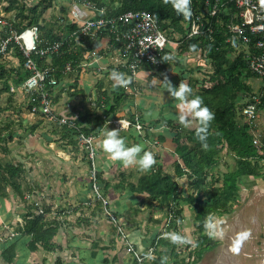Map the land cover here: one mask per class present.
<instances>
[{
    "label": "rangeland",
    "instance_id": "374dc122",
    "mask_svg": "<svg viewBox=\"0 0 264 264\" xmlns=\"http://www.w3.org/2000/svg\"><path fill=\"white\" fill-rule=\"evenodd\" d=\"M17 1L26 5V13H29L33 7H37L39 11L45 13L47 20L52 22L57 16L66 14L65 8L68 10L69 5L75 0H53L52 3L55 2V5L52 7V4L46 12L44 4L41 3L42 0ZM9 4L10 0H0V39L6 34L8 19L4 16V6ZM38 4H40L39 7ZM13 13L14 11L10 15ZM101 46L102 48L98 50L100 61L84 68L76 66L73 71L64 73L59 78V85L53 89V99L56 104H61L57 106L56 110L60 111L58 113L85 117L90 120V126H97L96 116L102 110L99 108L106 103L102 97L104 95L102 88L105 87L102 75L105 73L109 75L113 70L119 71L110 59V56H113L106 50V44ZM241 50L242 48H233L226 53L225 60L221 59L222 66L228 68L239 54L245 55ZM185 52L178 48L175 58L168 63L169 69L162 68L164 66L155 69L151 80L146 82L149 86L147 90L146 88L143 90L146 84L139 85L137 91L133 88V92L128 91L129 93L126 88L110 86L111 90L119 94L124 92L120 94L122 106H125V102L133 104L139 102L138 104L141 105L143 91L146 92L143 94L148 95L145 104L165 101L163 109L169 103L176 105V102L173 103V98L164 92L166 90L164 87L158 90L162 86L160 80H163V78H155L159 73L168 74L174 86L175 83L179 85L182 80L195 91L198 80L201 81L202 77L207 76L209 70L213 73L217 68L216 65H211L212 59L209 60L202 53ZM12 57L13 59H0V65L5 64L6 67L3 76L0 73L2 91L0 125L4 129L3 133H6L5 143L10 148L6 152L0 150V161L23 166V171L17 177V180L21 182L22 192L13 190L10 183L5 182L6 186L3 180L0 181L2 191L11 203L4 206L0 202V227L3 225H1L3 217L9 219L12 216L15 223L25 226L29 214L36 210L40 213V207H43L44 221H56L59 229L52 239L54 246L48 249L41 244H37L34 249L31 244V235L23 231L21 236L9 246L5 255L3 253L0 264H137L136 252L146 256L144 264H155L157 260L162 261L163 257L177 264H264V159L259 160L263 166L258 163L262 176L241 177V181L238 182L239 198L231 203L228 209L210 214L224 221L222 227L225 235L222 240L215 239L217 243L213 247H207L199 252L200 229L195 220L196 212L188 199L192 197L194 202H198V194L207 198L206 191H214L215 188L222 187L225 173L236 168L235 154L227 146L222 148L216 166L210 170L206 183L207 190L200 191L190 184L188 176L179 177L175 172V160L178 156L175 153L173 135L182 131L181 141H184L182 133L186 131V128L169 126L168 120L159 118L164 124L159 128L152 127L151 134H144L141 138H135L129 132H123L120 135L126 138L129 146L142 144L146 151L154 154L156 164L153 168L161 165L165 173L174 175L180 182L182 196L177 203L173 202L163 209H160L158 205L150 206L146 193L131 194L128 190L130 185L138 186L139 178L151 170L140 171L136 166L125 168L120 162H113L100 149V169L104 171V177L107 179L105 180L107 193L113 203L112 208L122 220L121 224H114L93 195L90 187L92 173L90 162L75 132H67L71 129L47 117L33 116L26 105L27 99L24 98V94L19 90H11V86H18L20 77L25 75L23 62L16 59L15 55ZM0 72H2L1 68ZM239 79L241 83L249 84L251 91L245 93L243 88H236L233 92L232 96L235 101H238L236 106L238 111L243 101H247L252 95H260L264 92L263 78L256 75L248 77L247 71L241 69ZM139 82L137 81V86ZM8 85L9 91L6 88ZM110 87L106 85V88ZM158 91H161V94ZM112 100L115 101V99ZM68 105H71L70 108ZM168 107L162 110L163 113L160 112V117L161 114L164 118L178 115V111L171 114L172 112L167 110ZM152 111L154 112L150 110ZM153 112L152 115H158V112ZM138 114L141 115V112ZM236 115L238 122L243 123V117L240 114ZM154 117L153 119H158L157 116ZM171 120L178 123L177 119ZM10 130L17 132L11 139L8 138L7 133ZM258 130H261L259 131L260 140L263 142V110L260 113L259 124L252 132ZM162 137H164L163 140ZM262 147L260 153H263ZM173 208L180 209L175 217L170 214ZM8 210L11 211L9 217L6 213ZM243 230H250L252 235L245 242L240 254L235 255L229 250L231 241L238 232ZM168 232L188 236L196 242L197 246L173 245L164 238V234ZM149 254L152 258H149Z\"/></svg>",
    "mask_w": 264,
    "mask_h": 264
},
{
    "label": "trees",
    "instance_id": "16d2710c",
    "mask_svg": "<svg viewBox=\"0 0 264 264\" xmlns=\"http://www.w3.org/2000/svg\"><path fill=\"white\" fill-rule=\"evenodd\" d=\"M88 1H92L99 7H105L106 15L119 14L131 9H146L154 17H156L163 29L167 30L169 34H176L179 36L180 43L178 44L177 49L179 48L180 51L185 50L186 52L190 53L201 52L207 58L212 59L211 65L213 64L214 66H217L213 73L211 70H209L207 76L202 77L201 81L200 79L198 80V82L196 83L197 89L193 91V96L202 97L204 105L214 113L215 118L208 130V149H203L201 143L196 139L195 127L186 128V131L182 133L184 141H181L182 131L176 132L175 135H173V141L175 142V153L180 160H175V172L179 177H183L184 175L188 176L190 179V184L200 191L207 190L206 183L210 174V170L216 166L222 148L227 146L232 150L237 159L235 170L225 173L222 187L215 188L214 191H206V193L208 194L207 198H203L200 194H198V202H194L192 197L188 199V202L193 205V208L196 212L195 220L197 221L200 229V235L198 238L200 246L199 252L207 249V247H213L217 242L215 239H210L206 235L203 227L204 221L207 216H209L210 214H214V212L228 209L229 205L239 198L238 182L241 181V177L247 175H252L255 177L262 176L261 168L259 166V160L264 159V138L263 142L261 143V147L263 146V153H260L261 148L257 147L253 141L255 136L252 130L254 129V127L249 125L247 122L239 123L237 120L236 114H240V116L242 117V108L245 106L248 100L241 103L238 111L236 109L238 101H235L234 97L232 96L236 88H243L245 93L251 91V86L249 84L240 82L239 71L241 69L247 71L248 77H251L255 74H253L249 70L246 58L243 54H239L232 62L230 67L224 68L222 66L221 59L225 60L226 53L230 52L231 49H233V47L225 41V35L222 27L217 28L218 31L215 34V40L209 39L206 35L193 38L187 36V32L190 29L189 26L194 14L203 12L202 8L200 7L202 0H191L192 16L188 20H185L181 15H177L176 12L172 9L171 5H164L162 0H110L109 2L107 0ZM52 2L53 0H42L41 3L44 4V9H46L45 12L49 8H51L52 4V7L55 5V2ZM39 5L40 4H38V7ZM25 8L26 5L18 3L17 0H10V4L4 6L5 18L8 19L9 25L11 24L12 28L17 31H22L32 25H38L44 38L48 40H54L64 36V34H66V30H72L76 27L74 23H72L70 19L67 18L69 7L68 10L67 8H65V10L67 11L66 14L57 16V18L52 22L50 20H47V17L44 16L45 13L43 14L37 9V7H33L32 9H30L29 13H26ZM17 10L18 12L16 13ZM13 11L14 13L10 15ZM49 22H51L50 27ZM9 25H6V34H4V36L10 33ZM75 43L76 40L74 39L72 41V44H74L75 46ZM98 44V41L92 40L86 43L87 46L85 48L80 47V45H76V50L72 49L71 52H65L63 53V55L57 56L52 60L53 64H55V66H58V69L61 70L67 60L73 59L74 65L78 66L81 61L90 59L87 57L89 50L95 49L96 47H98ZM13 55L17 57L16 59L24 63L25 57L18 46L15 44V42H11L8 49L4 53H0V59H13ZM46 62L47 60L44 59L42 63L45 64ZM168 63H170V61H164V67L162 68H168ZM0 68L2 71L0 72L1 76H3V71L6 69L5 64L0 65ZM23 72L25 73V75L23 77H20V83L29 75V72L24 69ZM62 75L63 72L61 71L57 73V76L59 78ZM17 76H19L18 72ZM6 88L7 91H9V85ZM1 92L2 91L0 89V94ZM120 94H115V101H112V99L109 97L108 101L105 99L106 103L102 108L99 106V109L102 110L101 113H98V115L96 116V120L98 121L96 122L97 126H90V120L86 119L85 117L76 115L75 117L78 123L82 126L81 130L85 133H93L98 131L99 128L104 125V123H107L108 120L111 121L115 119L116 110L122 106V96ZM257 96H259L261 99L260 108L264 111V92L260 93V95L258 94ZM125 105L132 108L133 103L125 102ZM126 118L129 119L132 124L128 129H121L120 133H127L128 131L135 138H141L144 134H151L150 129L152 127L153 129L159 128L164 124L160 119L151 121L149 123L141 115L133 112H130L129 116ZM136 123L142 124L141 130L137 128ZM167 123L172 127H182L179 123L176 124L174 120H168ZM109 125L110 126L108 128H119L114 123H110ZM6 128H8L7 125ZM3 130V127L0 125V150L2 149L4 152H6L7 150H10V148L5 143L6 133H3ZM67 132H75V136L77 134V131L73 129L68 130ZM7 133L8 138L11 139L16 135L17 132L15 130H10ZM163 139L164 137H162V140ZM84 151L86 152L88 157L87 151L85 149ZM97 151V165L99 167L97 171V177L100 192L103 198L107 199L108 202L104 203L102 198H98V196L95 195V192L93 190V180L91 178L90 187L95 199H97V203L100 204V206L104 209L109 220L114 224L116 223L113 217L109 214V212H111L115 215V217L118 219V222L121 224L122 220L119 215H117L118 213L112 208L113 203L109 199L107 193V189L105 186V180L107 179H105L104 177V171L100 169V148H98V146ZM89 162L91 168L90 159ZM22 171V165H16L14 163H3L2 161H0V181L3 180L4 184L5 182H7L8 184L10 183L13 190L18 192H22L21 182L17 180V177ZM128 191L131 194H133V192L146 193L148 195V204L150 206L158 205L160 209H163L165 206H170L173 202L177 203L178 199L182 196L180 182L174 177L173 174L165 173L161 165H158L157 168H152L149 173L142 175L139 178V185H130V189ZM0 193H3L1 185ZM179 211L180 209L173 208L170 214L175 217L177 216L176 214L179 213ZM44 212V208L40 213H38L37 210L36 212H31L28 216L29 218L25 226L20 224L12 225L14 228H11L16 230L17 234L12 238L7 237L6 240H3L1 242L3 243V248L0 250V261L2 259L3 253L5 255L6 250L16 239L21 236L23 231L31 235V244L34 249L36 248L37 244H41L44 248L47 249L54 246L52 239L55 233L58 231L59 226L56 225V221L45 222ZM139 255L142 257V260L139 261L136 255V259L138 261L137 264H144L146 256L143 254L141 255L140 253ZM155 264H161V261L157 260ZM167 264L177 263L167 261Z\"/></svg>",
    "mask_w": 264,
    "mask_h": 264
},
{
    "label": "built area",
    "instance_id": "2783aa9c",
    "mask_svg": "<svg viewBox=\"0 0 264 264\" xmlns=\"http://www.w3.org/2000/svg\"><path fill=\"white\" fill-rule=\"evenodd\" d=\"M200 7L203 12L194 14L187 36L193 38L206 35L209 39L215 40L217 28L222 27L225 41L235 49L242 48L249 70L264 78V8H261L259 0H202ZM68 15V19L76 27L66 30L64 36L54 40L44 38L38 25L17 31L7 23L11 32L0 39V53H4L11 42H15L23 53L25 57L23 65L29 75L18 86H11V90H19L24 94L31 113L45 116L77 131L76 138L91 160L90 178L93 180L95 195L107 203V199L103 198L100 192L97 177L98 135L82 131V126L75 116L58 113L53 99V89L60 83L57 73L73 71L76 67L74 60H67L61 70L52 60L65 52H71L72 49L76 50V45L85 48L88 41L95 40L99 42L98 47L89 50L87 57L90 59L81 61L78 66L84 68L97 62L98 50L105 43L106 50L112 54L115 64L122 67L133 82H137L141 71L146 68L155 70L164 65L161 57L166 54L175 55L173 52L177 51L179 36L169 34L146 9H131L119 14L106 15L105 7H99L88 0H75L69 5ZM74 39L75 46L72 44ZM152 57L156 58L157 63L152 62ZM44 59L48 64L42 63ZM260 104V97L254 95L242 108L244 121L252 127L259 124ZM119 120L127 124L122 129H128L132 124L129 119L122 117L111 122L120 127ZM136 126L139 130L142 129L141 123H136ZM259 131L261 130L254 132L253 141L261 148ZM40 210L42 212L43 208L40 207ZM109 214L116 223H119L114 214L111 212ZM5 228H9L8 225H5ZM16 234L11 230L8 235L0 233V240L12 238ZM136 255L141 261L139 252H136Z\"/></svg>",
    "mask_w": 264,
    "mask_h": 264
},
{
    "label": "clouds",
    "instance_id": "9594fccd",
    "mask_svg": "<svg viewBox=\"0 0 264 264\" xmlns=\"http://www.w3.org/2000/svg\"><path fill=\"white\" fill-rule=\"evenodd\" d=\"M164 5H171L177 15L183 16L188 20L192 16L191 0H162ZM261 8H264V0H259ZM235 42L233 41V44ZM175 57L166 54L161 57V61H171ZM152 62L157 63L155 57H152ZM160 61V62H161ZM109 80L113 82V88H128L132 83L130 77L125 73L113 70L109 74ZM160 83L166 89L167 93L173 98L176 103L178 115L177 122L183 128H191L195 126L196 139L201 143L203 149H208L207 137L208 130L214 120V113L204 105L203 99L200 96H193L192 88L184 81H180L178 86H174L167 75ZM262 111V110H261ZM243 117V116H242ZM245 122V121H244ZM120 127L118 129L109 130L108 125L99 128L103 139L99 144V148L113 161L120 162L125 168L136 166L140 171L147 172L151 170L156 159L151 151H146L142 144H133L129 146L126 138L120 135L122 128L126 127L125 121L119 120ZM224 221L213 215L207 216L204 221V230L210 239H223L225 230L222 227ZM250 230L238 232L231 241L230 251L239 255L245 242L251 238ZM164 238L168 239L173 245H191L196 247L197 244L188 236L181 235L177 232H168L164 234ZM149 258H152L149 254ZM167 257H163L161 264H167Z\"/></svg>",
    "mask_w": 264,
    "mask_h": 264
},
{
    "label": "crops",
    "instance_id": "0c3cea01",
    "mask_svg": "<svg viewBox=\"0 0 264 264\" xmlns=\"http://www.w3.org/2000/svg\"><path fill=\"white\" fill-rule=\"evenodd\" d=\"M110 59L112 60V63H113V65H115L116 67H118L116 64H115V61H114V59H113V57H111L110 56ZM98 61H100V59H98ZM102 62V61H101ZM183 62V61H182ZM118 69H119V72H122V73H125L126 74V71L121 67H118ZM154 70H149V68H146V69H144L143 71H141L140 73H139V76H138V80L137 81H140L139 82V84H138V86H137V82H133L132 81V83L129 85V87L128 88H126V91L128 92V91H130V92H133L132 90H133V88H135V91H137V89H139V85H144V84H146V87H144L143 88V90H145V88H146V90H147V88H149V86H148V82L147 81H150L151 79V75L152 74H154V72H153ZM153 72V73H152ZM156 74V73H155ZM158 75H160V76H158ZM155 78H163L164 79V75H168V74H163V73H159ZM108 74L107 73H105V74H103L102 75V77H104V81L103 82H105V87H103L102 88V91L104 90V95L102 96L103 97V99H106L107 101L109 100V97L111 98V99H114L113 97L115 96V93L116 92H113V90H111L112 88L110 87V86H112V81L111 80H109V78H108ZM140 78H142V79H140ZM145 79V80H144ZM155 80V79H154ZM147 82V83H146ZM175 83V82H174ZM106 85H109V87L110 88H106ZM175 86H178L177 85V83H175ZM163 88V86H161V87H159L158 88V90H160V89H162ZM107 90V91H106ZM115 90V89H114ZM163 90H165V89H163ZM159 92V94H161V91H158ZM165 93H167V91L165 90L164 91ZM129 93V92H128ZM143 93H146L145 91H143ZM142 93V95H143V97H141V105H139L138 103H134L136 106H134V104L132 105V108L131 107H128V108H125V107H127L126 105L125 106H121L120 108H118L117 110H116V112H115V116H116V118H119V117H122V118H126V117H128L129 116V113L130 112H133V113H138V112H141V116L147 121V122H151V121H154V120H157V119H153V118H155L154 116H157V118L159 119V118H162V119H164V120H171V119H176V117H177V115H174V117H172V118H164L163 117V114H161V117H160V112L161 113H163V111L164 110H166V107H168V105H169V107L167 108V110L168 111H170V112H172L171 114H175L178 110H177V108H176V105L175 104H172V103H169V104H167V106L163 109V104H164V102L163 101H158V103H156L157 101H154V102H151L150 104H145V100L146 99H148V95H145V94H143ZM116 94H119V93H116ZM168 94V93H167ZM160 97V99H162V95H160L159 96ZM159 99V100H160ZM138 100H139V98H138ZM137 100V101H138ZM163 100H165V99H163ZM55 101V100H54ZM113 101V100H112ZM121 101H122V98H121ZM174 102H176L174 99H173V103ZM154 103H156V104H154ZM177 103V102H176ZM55 105H56V109L58 108L57 106H59V105H61V104H56V102H55ZM70 106L71 105H68V107L70 108ZM134 106V107H133ZM68 107H66L67 109H68ZM150 110H154V112H158V115H152V112H150ZM163 110V111H162ZM58 112H60V111H58ZM101 112V111H100ZM153 112V113H154ZM122 113H124V114H122ZM148 113V114H147ZM128 114V115H127ZM33 115V114H32ZM33 116H39V115H33ZM71 116H74V115H71ZM147 116H149V117H147ZM159 116V117H158ZM40 117V116H39ZM43 117H45V116H43ZM42 117V118H43ZM165 117H167V116H165ZM110 123H112L111 121H107V123H104V125H108V127L110 126L109 124ZM103 125V126H104ZM102 126V127H103ZM115 126V125H114ZM118 127V126H117ZM101 128V127H100ZM112 129H117L116 127L115 128H109V130H112ZM128 132V131H127ZM163 132V131H162ZM161 132V133H162ZM93 133H95V134H97L98 135V139H97V146H98V148H99V144H100V142L102 141V139H103V137H102V135L100 134V131L98 130V131H96V132H93ZM120 134H122V133H120ZM82 148V147H81ZM8 199V196L5 194V193H0V202H1V204L2 205H4V206H6L8 203H10V201H9V199ZM6 204V205H5ZM11 204V203H10ZM7 213V216L9 215V214H11V211H9L8 210V212H6ZM9 217V216H8ZM13 217V216H12ZM12 217L11 218H9V219H4V217H3V219H1V231H0V233H2V235H8L9 234V231L11 230V231H15L16 232V230H14V229H12V228H14L12 225L14 224H16V225H18V222H16L15 223V221L12 219ZM6 218V217H5ZM10 220H12V221H10ZM4 225H8V227L9 228H5L4 227ZM12 227V228H11ZM3 240H0V250L3 248V243H1Z\"/></svg>",
    "mask_w": 264,
    "mask_h": 264
}]
</instances>
